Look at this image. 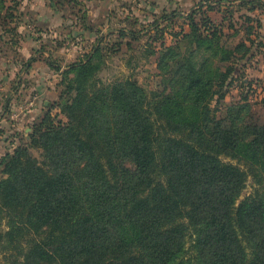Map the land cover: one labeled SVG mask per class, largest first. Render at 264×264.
Masks as SVG:
<instances>
[{
    "label": "trees",
    "instance_id": "trees-1",
    "mask_svg": "<svg viewBox=\"0 0 264 264\" xmlns=\"http://www.w3.org/2000/svg\"><path fill=\"white\" fill-rule=\"evenodd\" d=\"M225 1L202 4L227 12L221 22L207 10L198 18L203 8L172 10L144 30L156 31L146 45L158 54L160 90L97 78L111 51L143 38L133 28H119L112 48L101 32L63 71L68 119L47 112L2 162L0 240L22 257L8 264H264V123L246 118L244 102L226 117L212 104L256 33L252 24L229 46L225 27L236 10L264 12V0ZM176 17L189 30H173ZM250 176L255 190L240 199Z\"/></svg>",
    "mask_w": 264,
    "mask_h": 264
},
{
    "label": "rangeland",
    "instance_id": "rangeland-1",
    "mask_svg": "<svg viewBox=\"0 0 264 264\" xmlns=\"http://www.w3.org/2000/svg\"><path fill=\"white\" fill-rule=\"evenodd\" d=\"M132 1L136 0H0V178L4 175V158L18 145L29 141L34 125L47 112H52L58 120L68 119L60 108L61 93L65 89L63 71L90 52L98 34L118 28L144 31L161 18L163 12L160 9L153 13ZM157 1L161 6L169 7L168 12L177 8L188 13L193 6L194 9L203 8L202 4L208 0H169L168 4L166 0ZM89 10L93 12L89 13ZM203 10H207L216 23L227 13L205 7L198 11V18ZM247 15L261 19L262 26L257 28ZM224 17L228 18V15ZM173 22V30H189L185 18L176 17ZM232 22L234 27H225L226 43L233 46V42L246 38L245 30L253 24L256 31L251 35L253 47L249 56L239 58V55L235 80L228 87L225 98L218 101V95H215L212 104L219 117H226L232 104L244 102L249 105L246 118L254 123H264V12L236 10ZM89 23L93 29L86 28ZM149 32L155 34L156 31H144L142 39L133 40V49L123 43L120 49L108 54L102 69L97 72L101 84L132 76L148 92L162 89L156 63L158 54L148 56L147 48L151 46L146 42L155 37L148 38ZM172 38L167 33L165 42L170 44ZM119 39L118 32H111L109 47L112 48ZM160 43L156 41L153 45L160 46ZM225 64L218 62L217 66L224 68ZM19 90L22 91L19 93ZM35 95H40L38 103L34 100L29 110L14 118L19 105L33 100ZM32 109L36 110L34 117L29 113ZM35 154L40 155L38 151ZM231 161L237 163L236 159ZM255 186L250 176L240 199L250 195ZM7 228V218H4L1 229ZM7 243L0 240V264L22 258L21 248L5 247ZM190 246L188 238L186 247L190 250Z\"/></svg>",
    "mask_w": 264,
    "mask_h": 264
},
{
    "label": "crops",
    "instance_id": "crops-1",
    "mask_svg": "<svg viewBox=\"0 0 264 264\" xmlns=\"http://www.w3.org/2000/svg\"><path fill=\"white\" fill-rule=\"evenodd\" d=\"M110 1V0H109ZM211 1H213V2H216V1H218V0H211ZM222 3H225L226 1L225 0H220ZM241 0H235L234 2H236V3H238V2H240ZM132 2H134V3H138L143 9H149V11H153V13H157V11L160 9L161 10V12H163L162 13V15H161V18L160 19H162V16L165 14V13H169L168 11L170 10L169 9V7H165L164 5H160V3L157 1V0H136V1H132ZM168 2H169V0H166V4H168ZM142 4V5H141ZM194 7L195 6H193L192 8H191V10L192 9H194ZM222 8H224V6H222ZM142 9V10H143ZM172 10H178L177 8H172ZM191 10H189V11H191ZM258 10V9H257ZM144 11V10H143ZM179 12H181V13H183V14H186L187 12H184V11H181V10H178ZM256 11V10H255ZM87 12H88V10H87ZM93 12V10H89V13H92ZM152 13V14H153ZM88 17H89V14H88ZM90 19V18H89ZM86 26H91L92 28H93V25L92 24H86ZM88 29V28H87ZM119 29V28H118ZM118 29H111V30H109V31H107V32H103L105 35H109L110 36V33L111 32H117L118 31ZM98 37V35L96 36V38ZM96 40V39H95ZM94 40V41H95ZM20 91H22V90H19V93H20ZM34 99L33 100H35V102H37L38 103V101H39V99H40V95H35L34 97H33ZM36 103V104H37ZM36 108V107H35ZM35 109H32L29 113H30V115L32 116V117H34L33 115H35Z\"/></svg>",
    "mask_w": 264,
    "mask_h": 264
},
{
    "label": "built area",
    "instance_id": "built-area-1",
    "mask_svg": "<svg viewBox=\"0 0 264 264\" xmlns=\"http://www.w3.org/2000/svg\"><path fill=\"white\" fill-rule=\"evenodd\" d=\"M34 104V100H30L28 102L22 103L19 105L17 112L13 114L14 118L19 117L23 112L29 110Z\"/></svg>",
    "mask_w": 264,
    "mask_h": 264
}]
</instances>
